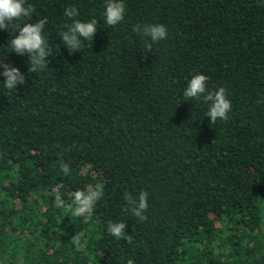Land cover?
<instances>
[{
  "label": "trees",
  "instance_id": "trees-1",
  "mask_svg": "<svg viewBox=\"0 0 264 264\" xmlns=\"http://www.w3.org/2000/svg\"><path fill=\"white\" fill-rule=\"evenodd\" d=\"M122 2L111 27L106 0H26L35 11L13 24L47 18L51 55L36 72L12 52L17 29H0V62L25 75L12 90L0 76V264H264V0ZM92 19V42L69 54L59 33ZM147 23L167 39L133 31ZM197 73L225 89L227 120L183 96ZM93 189L90 219L55 205ZM141 191L143 222L123 199ZM110 221L125 222L130 244Z\"/></svg>",
  "mask_w": 264,
  "mask_h": 264
},
{
  "label": "clouds",
  "instance_id": "clouds-1",
  "mask_svg": "<svg viewBox=\"0 0 264 264\" xmlns=\"http://www.w3.org/2000/svg\"><path fill=\"white\" fill-rule=\"evenodd\" d=\"M26 0H0V29H8L10 26L17 29V34L10 40V47L18 55L28 56V61L31 67L28 68L29 72H36L38 69L47 67L48 60L46 57L51 55V49L48 47L43 30L47 23V18L38 20L35 23H24L22 26L13 24V21L21 20L22 18H31L35 8L28 4L25 6ZM125 14V5L122 0H106L105 11L103 13L105 23L108 26L114 27L119 24ZM64 15L73 18L79 15L76 8L68 7L64 10ZM97 31V21L92 19L87 22L74 20L73 23L67 26V29L61 31V43L72 54L75 51L82 49V39L86 41L93 40ZM134 32L141 33L144 37L148 38L151 42H159L167 39L168 31L164 24L147 23L144 25H136L133 27ZM148 52L151 50V43L146 45ZM0 76L4 78V87L8 90L17 88L18 85L25 83V75L20 72L19 68L11 65L10 63L0 62ZM208 77L203 74H195L187 83V87L183 92L186 100H201L209 104L206 116L209 121L215 123L217 120H227L228 113L231 111V102L227 98L225 89L218 88L216 91H208L206 89V81ZM260 101H258L259 103ZM62 172L67 175L69 166L62 165ZM63 187L62 184L58 188ZM102 192L98 189L93 190H80L73 194L72 204L65 205L64 201L59 195L56 196L55 205L58 208L68 207L74 217L82 219H90L92 216L93 208L96 202L100 199ZM148 193L141 191L138 196H133L128 192L123 194V199L126 201L127 209L130 210L134 217L139 218L140 222L147 219L144 215L148 208L147 204ZM125 222H108L107 232L115 237L117 240L123 239L130 244L133 240L132 235L125 232ZM70 244L77 250L82 248L81 236L75 234L71 237ZM127 264H134L129 260Z\"/></svg>",
  "mask_w": 264,
  "mask_h": 264
}]
</instances>
